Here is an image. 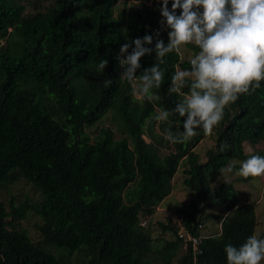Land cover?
Instances as JSON below:
<instances>
[{"label":"trees","instance_id":"obj_1","mask_svg":"<svg viewBox=\"0 0 264 264\" xmlns=\"http://www.w3.org/2000/svg\"><path fill=\"white\" fill-rule=\"evenodd\" d=\"M76 1L0 0V264H227L226 245L240 247L261 224L257 203L240 202L235 180L213 184L225 167L239 170L251 155L264 156V81L226 107L211 135L198 129L190 141L172 144L161 133L182 131L185 118L155 116L181 98L168 89L190 60L168 54L161 87L153 89L160 99L151 102L131 95L117 60L122 45L146 34L159 32L167 45L162 5L128 13L125 6L112 20L104 9L116 0H96L85 18ZM155 63L153 51L136 75ZM208 137L214 144L203 161L195 150ZM181 169L194 199L176 212L203 239L195 250L178 236L179 224L159 221L175 239L156 249L161 237L152 235L153 223L147 229L140 222L172 195ZM31 218L33 235L22 225ZM214 219L219 231L204 233Z\"/></svg>","mask_w":264,"mask_h":264},{"label":"clouds","instance_id":"obj_2","mask_svg":"<svg viewBox=\"0 0 264 264\" xmlns=\"http://www.w3.org/2000/svg\"><path fill=\"white\" fill-rule=\"evenodd\" d=\"M76 2L79 16L83 18L95 11V7L98 8L96 0ZM141 5L154 9L162 5L159 23L171 29L169 40L165 46L159 38L160 33L156 32L122 45L117 56L123 69L120 79L132 86L131 95L134 98L157 101L160 96L153 89L161 87L165 76L160 65L167 63L169 53L174 52L181 57L185 50H189L188 45H195L199 51L190 58V68L178 70L171 77L168 91L181 98L173 109L161 110L155 120L167 121L173 113L185 118L182 131L177 129L173 132L165 128L161 133L172 144L190 141L199 134L198 129H203L205 135H211L223 119L226 107L243 94L255 93L264 81V0H173L171 11L169 0H116L113 7L110 2L104 11H113L112 20H118L123 7L126 6L128 13L133 6ZM177 9L181 10L180 15L176 14ZM99 19L102 21L101 15ZM154 40L155 47L152 48L150 45ZM130 48L132 51L129 54ZM153 51L156 63L137 76L141 58ZM107 64V59L102 60L99 68L104 70ZM185 88L188 89L186 93L183 92ZM227 147V144H222L220 150L224 151ZM222 171L233 173L234 166H227ZM238 175L244 178L264 177V156L251 155L242 161ZM169 220L177 223L172 218ZM146 224V221L140 222L141 226H148ZM178 226L179 236L181 225ZM225 252L227 264H262L264 238L254 234L240 247L226 245Z\"/></svg>","mask_w":264,"mask_h":264},{"label":"rangeland","instance_id":"obj_3","mask_svg":"<svg viewBox=\"0 0 264 264\" xmlns=\"http://www.w3.org/2000/svg\"><path fill=\"white\" fill-rule=\"evenodd\" d=\"M124 0H120V2H123ZM149 4H152V1H149ZM180 15V12L178 13ZM188 49V46H187ZM196 53L191 50H185L183 54L181 55V58L184 60H190ZM106 123H109L106 121ZM105 126L110 124H104ZM95 131V129H93ZM90 132V130H89ZM147 138V137H145ZM149 142V140L147 139ZM214 144V140L211 139V137L206 138L204 141L201 142V144L196 148V152L201 156L202 160L204 161L206 159L207 149L212 147ZM259 150H264V147H258ZM247 152H250L251 154H256V151H253L252 149H248ZM236 163V162H235ZM238 163V162H237ZM242 176L238 175V170H235L233 173H227L222 172L221 176L215 181L213 184L214 188L217 189L222 183H224L227 180H235L234 185L236 187V190L238 192V197L241 201V203L246 202H255L257 203V215L260 220L261 226L257 228L256 236L258 237L259 233H261L264 229V177H252L249 181H241L240 178ZM185 177L183 176L182 169L179 171V173L175 176L173 182L175 184V188L173 190L172 195H170L168 198H166L161 205L157 208V212L152 218H143L142 221H146L148 226H145L147 229H150L149 222L153 223L151 231L152 235L158 239L161 237L160 243L155 242L154 246L157 249L160 245L162 246L164 241L166 240H172L175 239V235L172 232H166L163 233L161 231L160 226L157 224V222H164L165 224L168 222L169 219L177 220L178 217L181 216L177 215L176 208L179 207H187L189 204V201L194 199L192 197V194L189 192V189L184 185ZM218 211V208H214L210 210L211 213H216ZM34 222L35 220L33 218L29 220H24L22 225L26 228H28L33 235L35 233L34 231ZM220 220L214 219L211 221H207L205 224L206 229L204 230V233L206 234H214L217 233L220 227ZM210 229V231L208 230ZM218 228V229H217ZM183 253L181 251L179 255ZM264 264V262H262Z\"/></svg>","mask_w":264,"mask_h":264},{"label":"built area","instance_id":"obj_4","mask_svg":"<svg viewBox=\"0 0 264 264\" xmlns=\"http://www.w3.org/2000/svg\"><path fill=\"white\" fill-rule=\"evenodd\" d=\"M183 218H179L176 220V222L181 225L180 227V231H179V237L180 238H186L187 241H191L193 248L195 250H198L197 247L199 245V243H201V240L203 239L202 236H194L193 234L189 233L187 231V228L182 224ZM199 230H202L204 228V225H199L198 226ZM200 253H202V251H199Z\"/></svg>","mask_w":264,"mask_h":264}]
</instances>
